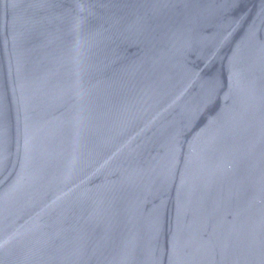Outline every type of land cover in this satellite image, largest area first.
I'll list each match as a JSON object with an SVG mask.
<instances>
[{"label": "water", "instance_id": "obj_1", "mask_svg": "<svg viewBox=\"0 0 264 264\" xmlns=\"http://www.w3.org/2000/svg\"><path fill=\"white\" fill-rule=\"evenodd\" d=\"M0 264H264V0H0Z\"/></svg>", "mask_w": 264, "mask_h": 264}]
</instances>
